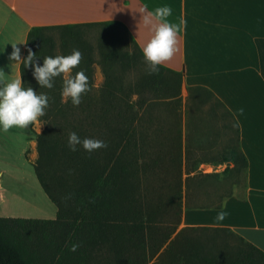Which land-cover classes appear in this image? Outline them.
I'll list each match as a JSON object with an SVG mask.
<instances>
[{"label":"trees","instance_id":"16d2710c","mask_svg":"<svg viewBox=\"0 0 264 264\" xmlns=\"http://www.w3.org/2000/svg\"><path fill=\"white\" fill-rule=\"evenodd\" d=\"M91 26L107 29L105 42L101 44L111 48L108 52L102 49L106 81L100 90L93 81L92 49L79 32ZM121 29L134 48L132 54L120 49L125 41L119 33ZM55 32L60 33L58 39ZM27 48L36 53L40 64L45 56L68 55L73 49H79L83 58L72 74L83 69L93 87L79 106H73L70 100L62 102V77L55 78L52 89L40 88L32 76V68L21 64L25 87L31 86L50 97L45 115L39 117L45 128L36 134L38 159L33 166L41 187L58 212L54 220L0 218V264H148L152 257L147 252L146 238L150 213L139 200L144 196L143 178L154 174L158 159L147 157L148 145L144 146L142 138L144 121H138L142 106L132 101L131 96L143 94L145 89L140 86L148 84L152 92L160 94V88L167 86L170 93V80L164 73L176 78L180 86L182 73L160 66L159 73L147 72L148 77L134 87L138 89L126 87L120 72L127 62L141 61L145 65L146 62L141 48L120 22L33 28L28 34ZM180 92L178 89L177 93ZM189 93L199 100L208 95L215 97L203 87H190ZM228 113L236 126V144L220 162L232 161L235 167L231 170L243 169L247 176L248 162L240 148L239 126ZM73 131L82 138L104 140L108 146L91 154L83 148L72 152L67 140ZM191 154L187 157V193L178 191L173 198L181 211L209 209L192 205L190 191L193 184L198 183V189L202 190V183L216 179L214 175L200 173V166L206 161L195 159ZM185 230L232 237L236 234L239 244L207 253L202 244L187 237L182 256L171 251V243L167 245L168 264H264V252L229 228L186 227ZM73 245H77L75 251H72Z\"/></svg>","mask_w":264,"mask_h":264},{"label":"crops","instance_id":"0c3cea01","mask_svg":"<svg viewBox=\"0 0 264 264\" xmlns=\"http://www.w3.org/2000/svg\"><path fill=\"white\" fill-rule=\"evenodd\" d=\"M145 5L172 8L168 19L181 27L178 50L162 66L182 73L183 89L206 88L223 103L248 162L244 196L227 198L221 209L185 210L183 228H229L264 252V0H0V68L10 78L21 74V65L10 67L12 44L25 57L28 34L39 27L120 22L142 50L152 36L139 25ZM36 126L0 131V159L32 150Z\"/></svg>","mask_w":264,"mask_h":264},{"label":"rangeland","instance_id":"374dc122","mask_svg":"<svg viewBox=\"0 0 264 264\" xmlns=\"http://www.w3.org/2000/svg\"><path fill=\"white\" fill-rule=\"evenodd\" d=\"M79 32L81 39L92 49L93 81L96 89L100 90L106 81L102 49L106 52L111 49L101 44L105 42L107 29L91 26L81 28ZM119 33L125 38L120 49L132 54L134 48L127 35L122 29ZM54 34L58 39L60 33ZM110 39L108 37L107 40ZM147 72L145 63L127 62L120 75L126 87L138 89L134 87L148 77ZM164 75L170 80V93L167 86L160 88V94L153 93L148 84L139 87L145 89L143 94L131 96L132 101L142 106L138 111V121H144L142 138L145 140L144 146L148 145L147 157L158 159L154 174L143 178L141 186L144 196L139 200L150 213L146 238L149 245L147 252L152 257L148 264H168L166 247L169 243L172 244L171 251L182 256L185 252L184 238L187 237L202 244L207 253L239 244L236 234L232 237L213 232H191L183 228L185 209L181 211L173 198L178 191H183L184 195L187 193L185 181L188 177L189 153L195 159L206 161L200 166V173L216 178L202 183V190L198 189V183L193 184L189 197L192 205L215 209L227 197H243L247 187V176L243 169L233 172L231 169L235 165L232 161L220 162L229 148L236 144V126L226 108L216 97L208 94L199 100L197 96L190 95L189 89H183V80L180 86L176 78ZM178 89L180 93H177ZM149 121L154 123L150 124ZM44 128V123L39 120L36 133H42ZM34 140L36 142V138ZM21 145L24 148L26 143L22 141ZM37 159L36 143L32 150L29 145L26 151L20 149L6 159H0V171L6 172L0 180L4 194V197H0V218L56 219L57 207L48 198L35 174L33 163ZM158 246L159 249L156 248Z\"/></svg>","mask_w":264,"mask_h":264},{"label":"clouds","instance_id":"9594fccd","mask_svg":"<svg viewBox=\"0 0 264 264\" xmlns=\"http://www.w3.org/2000/svg\"><path fill=\"white\" fill-rule=\"evenodd\" d=\"M141 13L139 25L142 24L152 32L151 38L142 47V53L149 74H156L160 66L169 61L178 50V35L180 25L171 22L168 17L172 15V8L168 5L149 10L147 5L138 11ZM26 57L22 58L21 48L12 44V52L8 59L10 67L23 65L32 68V76L40 88L52 89L55 78L62 77V102H71L79 106L82 98L92 90L86 72L81 69L73 75V69L80 65L83 55L79 49H73L68 55L45 56L43 63L37 62V55L31 48H27ZM50 97L47 93L36 91L31 86L25 87L21 74L14 78L4 75L0 68V131L8 132L13 127L27 128L29 124L35 125L39 117L45 115L49 106ZM67 145L70 151L76 152L83 148L89 154L107 148L104 140L80 137L76 132L68 134ZM226 214L220 212L217 219H224ZM77 245H73L72 251Z\"/></svg>","mask_w":264,"mask_h":264}]
</instances>
